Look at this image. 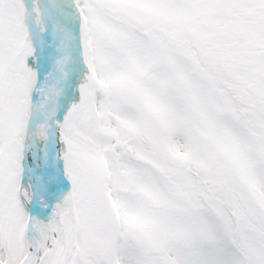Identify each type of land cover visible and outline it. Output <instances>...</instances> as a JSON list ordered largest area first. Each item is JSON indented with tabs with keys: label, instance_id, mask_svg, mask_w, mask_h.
<instances>
[{
	"label": "snow or ice",
	"instance_id": "1",
	"mask_svg": "<svg viewBox=\"0 0 264 264\" xmlns=\"http://www.w3.org/2000/svg\"><path fill=\"white\" fill-rule=\"evenodd\" d=\"M0 264H264V0H0Z\"/></svg>",
	"mask_w": 264,
	"mask_h": 264
}]
</instances>
